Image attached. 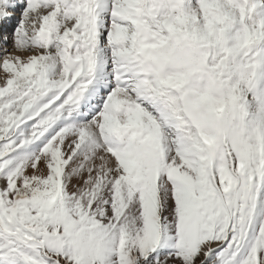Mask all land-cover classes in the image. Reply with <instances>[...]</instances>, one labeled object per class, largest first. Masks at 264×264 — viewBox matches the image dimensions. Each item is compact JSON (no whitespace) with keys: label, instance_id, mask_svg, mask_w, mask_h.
Masks as SVG:
<instances>
[{"label":"snow or ice","instance_id":"1","mask_svg":"<svg viewBox=\"0 0 264 264\" xmlns=\"http://www.w3.org/2000/svg\"><path fill=\"white\" fill-rule=\"evenodd\" d=\"M0 264H264V0H0Z\"/></svg>","mask_w":264,"mask_h":264}]
</instances>
